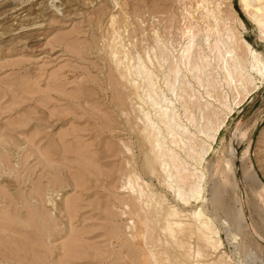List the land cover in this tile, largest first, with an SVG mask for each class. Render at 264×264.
I'll return each mask as SVG.
<instances>
[{
	"label": "rangeland",
	"instance_id": "374dc122",
	"mask_svg": "<svg viewBox=\"0 0 264 264\" xmlns=\"http://www.w3.org/2000/svg\"><path fill=\"white\" fill-rule=\"evenodd\" d=\"M263 62L264 0H0V264H264Z\"/></svg>",
	"mask_w": 264,
	"mask_h": 264
},
{
	"label": "bare ground",
	"instance_id": "6f19581e",
	"mask_svg": "<svg viewBox=\"0 0 264 264\" xmlns=\"http://www.w3.org/2000/svg\"><path fill=\"white\" fill-rule=\"evenodd\" d=\"M240 49L243 51V52H245V53H247V56L249 57V58H251V57H253V58H255L256 59V61H257V63H258V65L256 66H254V67H258L259 66V63H261L262 62V60L260 59V53L258 52V51H256L252 46H251V44L250 43H248L244 38H242L241 39V43H240ZM249 54V55H248ZM252 59V58H251ZM252 61V60H251ZM250 61V62H251ZM254 61V60H253ZM264 63V62H263ZM253 64V63H252ZM261 65V64H260ZM259 68V67H258ZM262 69H263V67H262ZM259 70V69H258ZM264 70V69H263ZM262 74V77L264 78V73H261ZM167 110L168 109H166V112H167ZM231 111V110H230ZM220 128H221V124L219 123V124H217L216 125V129H215V132L216 133H218L219 131H220ZM163 138V137H162ZM214 138V137H213ZM205 155V154H204ZM196 159H198V158H196ZM155 160V159H154ZM94 161V160H93ZM153 161V160H152ZM197 161V160H196ZM244 161V160H243ZM242 161V162H243ZM246 161V160H245ZM245 161H244V163H245ZM154 162V161H153ZM156 162H157V158H156ZM155 162V163H156ZM160 162H162V161H160ZM174 162V161H173ZM172 162V163H173ZM178 163V162H177ZM177 163H175L174 162V164H175V166H176V164ZM162 164V163H161ZM196 164V163H195ZM198 164H199V162H198ZM164 165V164H163ZM170 165V164H169ZM246 165V164H245ZM168 166V165H167ZM250 167V166H249ZM184 168V167H183ZM182 168V169H183ZM181 169V170H182ZM252 169V168H251ZM178 170V169H177ZM251 170H248V169H245L244 170V176H246V175H248V173L250 172ZM254 171V170H253ZM178 172V171H177ZM180 172V171H179ZM182 172V171H181ZM195 172H198V171H195ZM192 174V173H191ZM197 174V173H196ZM187 175V174H186ZM195 175V174H194ZM199 175V174H198ZM198 175H196V176H198ZM203 175V174H202ZM202 175H200V176H202ZM250 176V175H249ZM251 176L254 178V179H256V175L254 174V173H252L251 174ZM182 177V176H181ZM191 178V177H190ZM199 178V177H198ZM202 178V177H201ZM248 178V177H247ZM182 179H187V178H182ZM188 179H189V177H188ZM188 179H187V181H188ZM193 179V178H192ZM203 179V178H202ZM197 181H199V180H197ZM258 181V180H257ZM195 182H196V179H195ZM195 182H194V184H195ZM201 183V182H200ZM193 184V183H192ZM191 186H193V185H191ZM195 186V185H194ZM170 187V186H169ZM193 188H196V187H193ZM199 187H197V189H195V190H193V195H192V198L194 197V198H196V197H198V196H200L199 194H200V190L202 189H198ZM191 191V190H190ZM189 191V192H190ZM201 193H202V191H201ZM184 194V193H183ZM190 196V195H189ZM185 197H186V195H185ZM191 197V196H190ZM183 198V200H184V197H182ZM188 199H189V197H188ZM198 199V198H197ZM196 199V200H197ZM182 200V199H181ZM185 200H186V198H185ZM184 200V201H185ZM190 200H191V198H190ZM218 200V199H217ZM187 201V200H186ZM74 203V202H73ZM185 203V202H184ZM189 203V202H188ZM76 204V203H75ZM173 210V209H172ZM177 210V209H176ZM174 211H175V208H174ZM173 212V211H172ZM170 213H171V211H170ZM174 213V212H173ZM177 213V212H176ZM175 214V213H174ZM178 214H179V212H178ZM193 214V216L191 215V217H193V220H195L196 221V225L194 224V226H195V230H196V233H198V235L200 234L199 232H201V233H204L205 231H209V227H211V226H209V223L208 222H204L203 220H201V217H202V213H201V211L200 212H198V213H192ZM166 215V214H165ZM167 216H168V214H167ZM169 217H170V215H169ZM177 217V216H176ZM164 218H165V216H164ZM167 218V217H166ZM165 218V219H166ZM171 218V217H170ZM175 218V217H174ZM177 219V218H176ZM203 219V218H202ZM175 220V219H174ZM176 221H178V220H176ZM173 221H171V223H172ZM6 223V222H5ZM167 223V222H166ZM168 223H169V218H168ZM170 223V224H171ZM175 223V222H174ZM180 223H182V222H179V224ZM4 224V223H3ZM176 224H178V222H176ZM175 224V225H176ZM191 225H193V223L191 224ZM190 225V226H191ZM3 226V225H2ZM5 226V225H4ZM169 226V225H168ZM193 226V227H194ZM7 227H9V226H7ZM177 227V226H176ZM11 229V228H10ZM46 229V228H45ZM172 229H174V228H172ZM187 229V228H186ZM186 229H183V231L184 230H186ZM188 229L190 230V228L188 227ZM194 229V228H193ZM192 229V230H193ZM170 230V229H169ZM175 230V229H174ZM181 230H182V226H181ZM212 230V229H211ZM21 231V230H20ZM194 231V230H193ZM18 232H19V230H18ZM171 232H172V230H171ZM210 232V231H209ZM21 233V232H20ZM23 233V232H22ZM205 233H207V232H205ZM173 235H174V233H172ZM185 234V233H184ZM190 234V233H189ZM193 234V233H192ZM211 234V233H210ZM187 235V234H186ZM197 235V236H198ZM201 235V234H200ZM212 235V234H211ZM34 236V235H33ZM73 236V235H72ZM203 236H205V234L203 235ZM1 237V236H0ZM28 237V236H27ZM30 237V236H29ZM200 236H198V238H199ZM209 237V236H208ZM202 238V237H201ZM204 239H205V237H203ZM202 238V239H203ZM259 238V237H258ZM11 239V238H10ZM18 240V239H17ZM262 240V239H261ZM208 241V240H207ZM210 241V240H209ZM208 241V242H209ZM14 243V242H13ZM24 243V242H23ZM5 244V243H4ZM67 244V243H66ZM210 244V243H209ZM213 244V243H212ZM15 245V244H14ZM67 245H70V244H67ZM214 245V244H213ZM22 246V245H21ZM27 247H29V246H27ZM64 247H65V245H64ZM68 247V246H67ZM12 250V249H11ZM19 250V249H18ZM30 250V249H29ZM199 250V249H198ZM33 251V250H32ZM71 251V250H70ZM73 251H75V250H73ZM77 251H79L78 249H77ZM87 252V251H86ZM15 253V252H14ZM64 254V253H63ZM2 255H3V253H2ZM16 255H17V253H16ZM196 255L197 256H199V251L198 252H196ZM5 256H7V255H5ZM4 256V257H5ZM18 256V255H17ZM72 256V255H71ZM195 256V255H194ZM19 257V256H18ZM7 258V257H6ZM8 258H9V256H8ZM19 258H22V257H19ZM12 259V258H11ZM22 259H24V258H22ZM64 259V258H63ZM73 259V258H72ZM25 260V259H24ZM38 260V259H37ZM36 260V261H37ZM13 261H15V260H13ZM21 261V260H20ZM19 261V262H20ZM36 261H34V259H33V262L35 263ZM39 261V260H38ZM62 261V260H61ZM31 262H32V260H31ZM48 262V261H47ZM26 263V262H25ZM33 263V264H34ZM17 264V263H16ZM44 264V263H43ZM63 264V263H62ZM196 264H199V263H196Z\"/></svg>",
	"mask_w": 264,
	"mask_h": 264
}]
</instances>
